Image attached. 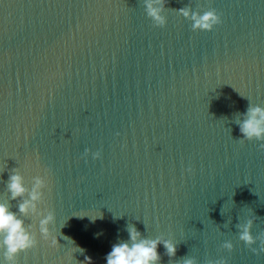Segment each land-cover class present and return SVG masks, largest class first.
<instances>
[{"label": "water", "instance_id": "obj_1", "mask_svg": "<svg viewBox=\"0 0 264 264\" xmlns=\"http://www.w3.org/2000/svg\"><path fill=\"white\" fill-rule=\"evenodd\" d=\"M186 5L222 23L192 31ZM165 7L161 28L143 0H0V202L13 168L29 188L45 177L59 243L22 217L39 243L18 264H107L128 223L178 244L172 264H264L235 227L264 231V151L235 123L264 107V0Z\"/></svg>", "mask_w": 264, "mask_h": 264}, {"label": "clouds", "instance_id": "obj_2", "mask_svg": "<svg viewBox=\"0 0 264 264\" xmlns=\"http://www.w3.org/2000/svg\"><path fill=\"white\" fill-rule=\"evenodd\" d=\"M167 2L168 0H143L147 17L156 27L162 28L167 24V17L163 14ZM175 11L191 22L192 31H212L215 26L222 23L220 15L214 8L201 13L186 5ZM237 114L238 118L235 123L239 126L243 137L239 139L240 143L259 141L261 142L259 149L264 151V107L249 103L246 113ZM89 154L90 150L85 149L83 158L86 159ZM91 155L93 159H100L101 151H96ZM187 171L192 172V168L189 167ZM47 187L45 177L40 175L32 178L31 188L26 187L19 169H12L6 182L5 197L0 202V250H3L5 264H18V257L21 253H27L38 246L35 224H26L23 218L38 220L41 238L48 242L50 247L55 248L59 245L57 237L50 229V225L55 223L54 212L40 208V205L44 203V189ZM12 201L17 202L18 211L11 209ZM254 220V217L248 218L243 223H237L235 227L238 229L239 240L244 242L254 254L260 255L264 253V231L253 236ZM224 226L227 227L228 223ZM126 231L129 238L112 246V250L106 256L107 264H161L162 257L157 250L161 244L165 249L164 255L169 257V264H172V258L176 256L178 245L172 239H165L163 236L145 238L135 225L129 223L126 225ZM257 242L259 247H253ZM221 247L231 252L234 246L231 241H226ZM86 260L91 264L90 258L86 257ZM180 264H197V260L195 257L185 256L180 260ZM206 264H228V262L224 258L208 259Z\"/></svg>", "mask_w": 264, "mask_h": 264}]
</instances>
